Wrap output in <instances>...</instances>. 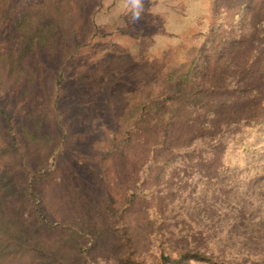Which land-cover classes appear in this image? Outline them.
<instances>
[{"label": "trees", "instance_id": "trees-1", "mask_svg": "<svg viewBox=\"0 0 264 264\" xmlns=\"http://www.w3.org/2000/svg\"><path fill=\"white\" fill-rule=\"evenodd\" d=\"M76 2L46 0L53 40L49 59L35 43L39 69L78 34ZM212 5L176 88L112 101L109 130L78 156L67 143L81 105L64 109L65 84L89 45L57 72L0 68V264H264V0Z\"/></svg>", "mask_w": 264, "mask_h": 264}, {"label": "rangeland", "instance_id": "rangeland-1", "mask_svg": "<svg viewBox=\"0 0 264 264\" xmlns=\"http://www.w3.org/2000/svg\"><path fill=\"white\" fill-rule=\"evenodd\" d=\"M76 1L84 5L83 13L69 24L79 28L78 34H67L65 46L54 49L52 64L39 69L35 43L42 46L41 59H49L45 45L53 40L46 0H8L6 30L0 37V68L11 73L37 66L57 72L73 54L75 44L89 45L77 51L65 84L69 98L64 109L81 105L67 143L68 153L78 156L109 130L112 101L117 104L131 98L146 102L176 88L208 40L213 5L212 0H141L136 8L131 0ZM94 12L96 27L89 24ZM137 12L138 19L134 18ZM246 16L252 22L259 18L256 11ZM25 100L20 97L15 109L21 110Z\"/></svg>", "mask_w": 264, "mask_h": 264}, {"label": "clouds", "instance_id": "clouds-1", "mask_svg": "<svg viewBox=\"0 0 264 264\" xmlns=\"http://www.w3.org/2000/svg\"><path fill=\"white\" fill-rule=\"evenodd\" d=\"M134 7L139 8L141 6V0H131ZM134 18H139V12L135 14Z\"/></svg>", "mask_w": 264, "mask_h": 264}]
</instances>
